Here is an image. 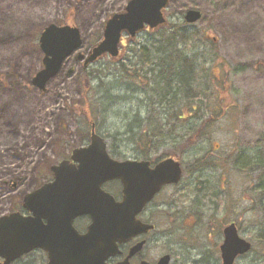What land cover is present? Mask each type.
<instances>
[{
  "label": "rangeland",
  "instance_id": "374dc122",
  "mask_svg": "<svg viewBox=\"0 0 264 264\" xmlns=\"http://www.w3.org/2000/svg\"><path fill=\"white\" fill-rule=\"evenodd\" d=\"M126 1L32 0L25 15L18 14L16 6L0 20V215L20 211L23 196L51 179L50 168L88 143L90 120L112 157H146L137 137L144 128L156 131V123L168 121L169 108L157 103L158 90L143 76L151 75L147 70L153 67L156 50L167 48L175 36V47L196 64L202 93L226 78L218 87L222 106L218 96L203 100L215 103L216 113L222 115L201 141L180 138L201 123L188 118L178 122L172 139L152 148L143 143L149 158L174 155L184 171L180 182L164 187L158 197L162 204L153 232L158 244L146 254L173 252L175 264L204 254L210 261L222 228L234 222L252 244L251 252L236 264H264V240L257 239L258 225L264 226L258 190L264 178L262 168L248 171L249 162L264 161V0H170L165 11L168 27L143 31L131 42L123 39L122 59L106 57L83 67L81 60L69 57L43 89L32 85L42 68L38 39L43 28L52 23L76 26L82 39L79 50L86 55L101 39L106 19L120 12ZM190 9L199 11L201 18L187 24L183 16ZM170 98L173 101V94ZM173 103L175 109L177 101ZM182 110L187 115L190 107ZM202 113L207 115L205 108ZM202 156L203 163L216 165L194 170ZM173 199L175 207L165 205Z\"/></svg>",
  "mask_w": 264,
  "mask_h": 264
},
{
  "label": "water",
  "instance_id": "95a60500",
  "mask_svg": "<svg viewBox=\"0 0 264 264\" xmlns=\"http://www.w3.org/2000/svg\"><path fill=\"white\" fill-rule=\"evenodd\" d=\"M168 4L169 0H127L120 12L104 22L102 39L87 55L78 51L82 39L77 27L46 26L39 38L44 66L32 77V85L43 89L75 52V60H83V66L105 54L116 57L123 33L132 38L146 25L152 30L165 24ZM199 18L197 10L184 14L187 23ZM90 124L89 144L74 148L71 161L52 166L51 182L23 196L22 208L31 215H0V258L4 260L0 264H9L34 249L46 250L49 264H105L106 259L120 253L118 244L153 228L137 220L136 215L163 186L179 182L180 162L169 157L149 168L144 161L115 160L107 153L104 139L95 133L94 124ZM113 179L122 182V201L101 189L104 182ZM83 215L89 216L91 223L85 234H79L72 222ZM138 248L136 245L129 255ZM249 250L250 243L239 236L234 223L223 228V264H232L236 256ZM168 262L169 255H165L157 264Z\"/></svg>",
  "mask_w": 264,
  "mask_h": 264
},
{
  "label": "trees",
  "instance_id": "16d2710c",
  "mask_svg": "<svg viewBox=\"0 0 264 264\" xmlns=\"http://www.w3.org/2000/svg\"><path fill=\"white\" fill-rule=\"evenodd\" d=\"M184 22V21H183ZM181 22L180 24H184ZM168 23L160 28L159 30L166 29ZM180 25V26H181ZM183 26V25H182ZM158 30V31H159ZM179 29L174 30L176 34H178ZM161 32L159 33V36ZM174 36V34H173ZM169 46L167 48H158L156 50V57L153 60L154 64L153 67H150L147 71L151 74L150 76H143L148 80L149 84L154 85L155 88L158 90L159 99L157 100L158 104L167 103L168 104V112L163 124H158L154 126L156 131H152L149 127L144 128L141 132L142 136L137 137V145L143 149L144 152L141 153L143 156H147L149 147H143L146 143H150L151 147L156 145H160L161 142L164 140H170L172 137H175V132L177 129V125L179 126L180 121H187L188 118L193 119H200V124L193 125L190 129L184 132L180 138H188V140L194 141H201L207 136V128L219 119L222 115V111L216 113L215 103L209 104L207 100H204V97H217V102L220 106H222V98L219 95L218 87L223 85L222 83L225 79L219 84L218 87L215 89L210 90L208 93H202L201 89H198V79L195 73L196 64L194 60H188L182 53L181 50H178L176 46V39L175 36L171 38V41L168 43ZM214 46V44H213ZM173 47V48H172ZM215 47V46H214ZM216 48V47H215ZM146 57L145 54H143ZM229 69V66H226ZM224 68V67H223ZM236 70H240L239 66H235ZM213 79V77H212ZM88 81V79H87ZM148 82L145 80L146 87H148ZM208 84H210L208 82ZM88 87V85L86 86ZM90 88V86L88 87ZM83 89V98L87 97L86 91L88 90ZM221 92H226V90L222 87ZM171 94H173V101L170 98ZM175 100L177 101V107L173 109ZM203 105V106H202ZM190 107V112L187 115H184L185 110L183 108ZM203 108L206 109L207 115L203 116ZM173 120L171 121L170 119ZM202 119V120H201ZM177 138H174V140ZM155 143H153V142ZM145 143V144H143ZM143 144V145H142ZM142 145V146H141ZM174 156V155H173ZM238 159L240 158V154L237 156ZM161 159V158H159ZM204 157L198 158L196 160V164L192 166L194 170L199 169L203 164H213L216 165L214 162H205L203 163ZM235 165V164H234ZM248 171H253L257 168H262L259 173L264 178V161L263 160H256L255 162L248 163ZM264 180V179H263ZM264 185V184H262ZM260 191L259 198L263 196L264 201V187L258 189ZM259 227V237L257 238L259 241L264 240V226L258 225Z\"/></svg>",
  "mask_w": 264,
  "mask_h": 264
},
{
  "label": "flooded vegetation",
  "instance_id": "af4514ba",
  "mask_svg": "<svg viewBox=\"0 0 264 264\" xmlns=\"http://www.w3.org/2000/svg\"><path fill=\"white\" fill-rule=\"evenodd\" d=\"M51 1L52 0H49V2H51ZM31 2H32V0H16V2H15V0H7V2H6V0H0V20H1V22L4 21L5 17L8 18L7 15H9L11 12L16 10V6L18 9L17 10L18 14L21 13L22 15H25L24 11H25L26 7L30 8ZM10 10H11V12H10ZM60 25H63V24H60ZM135 38L136 37L130 38L131 40H129V39H126L125 35L123 37V39H126V42H129V41L131 42ZM38 43H39V39H38ZM94 44H92L90 46V48ZM122 46H123V48L125 47L123 44L121 45V47ZM39 48H40V46H39ZM90 48H89V50H90ZM40 51L42 52L41 48H40ZM42 54H43V52H42ZM70 57H72L74 62L79 63V61L75 60V55H72ZM43 58H44V54L42 57V67L44 66ZM81 63L83 66V61ZM83 67H85V66H83ZM63 160H69V157L62 159L59 162H61ZM120 160H122V161H147L149 164L148 166L150 168H152L159 161V157L149 158L148 156H146V157H140L139 156V157H135V158H131V159L121 158ZM50 181H51V179L49 181H46L45 183H48ZM101 188L104 191L111 194L116 201H122L123 200V185H122L120 180L115 179V180L107 181L101 185ZM162 190H164V187H163V189H161V191ZM161 191L156 193L153 196V198L138 213V215H136L137 220H139L141 223L152 225L153 228L147 230L146 232H142V233H139V234L131 237L130 239H128L124 243L118 244V249H119L120 253L113 256V257H109L108 259H106L104 262L105 264H118L121 262H127V264H143V263L157 264L159 259L165 255H169V262L167 264H175L173 252L172 253H164L162 255H159L157 253L155 254L152 251L153 253L151 255L146 254V252L149 249L153 250L154 247L158 244V239H157L158 237L154 236L153 232L157 228V226L155 224V221H156L155 216H157L158 211L160 210L161 204H162L158 201V197H159ZM176 203H177L176 200L173 199L170 203H166L165 205H168L171 208L172 206L175 207ZM23 214L28 215V213H26L25 211L23 212ZM90 223H91V219L89 217L81 216V217L75 218L73 220L72 225H73L74 229L79 234H84L87 231V227L90 225ZM180 240H182V238H180ZM222 242H223V228L221 230V239L217 240L214 243V250H215V257L214 258H211V260L209 261L208 256L204 254V255L198 257L199 258L198 260H196L197 258H192V260L186 264H223V261L221 258V252H220V246H221ZM171 243H172V245L174 244L173 242H171ZM250 244H251V242H250ZM136 245H139L138 250L135 251V253H133L132 255H129L130 251ZM251 250H252V244H251L250 251L247 253H244L243 255L236 256L232 264H236L239 260H241L242 258L247 256L251 252ZM0 262H3V260L0 259ZM49 262H50V260L48 257V252L46 250L34 249V250L30 251L29 253L22 255L19 258L14 259L9 264H49Z\"/></svg>",
  "mask_w": 264,
  "mask_h": 264
}]
</instances>
